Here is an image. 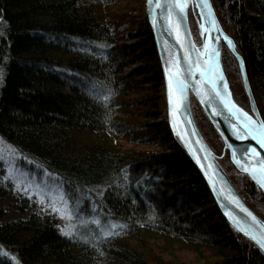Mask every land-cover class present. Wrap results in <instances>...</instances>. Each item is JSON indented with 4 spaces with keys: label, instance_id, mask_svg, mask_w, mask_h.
Wrapping results in <instances>:
<instances>
[{
    "label": "trees",
    "instance_id": "16d2710c",
    "mask_svg": "<svg viewBox=\"0 0 264 264\" xmlns=\"http://www.w3.org/2000/svg\"><path fill=\"white\" fill-rule=\"evenodd\" d=\"M210 1L244 60L264 121V0ZM116 2L0 0V143L11 147L13 161L11 172L0 159V200L18 205L13 217L0 205V264H169L147 262L133 246L142 232L195 241L212 254L206 264H264L259 247L221 214L166 110H155L165 83L146 12L137 21L131 12L112 21L105 12ZM188 17L199 45L191 9ZM221 59L233 100L250 113L237 61L224 45ZM85 81L101 94L110 89L107 102ZM143 84L149 88L140 101L128 98ZM190 103L218 164L264 220V194L231 164L192 94ZM108 134L162 150L134 154L95 139Z\"/></svg>",
    "mask_w": 264,
    "mask_h": 264
},
{
    "label": "water",
    "instance_id": "95a60500",
    "mask_svg": "<svg viewBox=\"0 0 264 264\" xmlns=\"http://www.w3.org/2000/svg\"><path fill=\"white\" fill-rule=\"evenodd\" d=\"M168 0H159V4L161 7L156 6V0L152 5L153 16L156 21H160L162 19L161 12L167 14V8L165 7ZM207 7L203 8V12L207 14L209 12V8L212 11V15H205L203 20H198V15H195L197 28L199 33V38L201 39V44L197 46L192 39L191 30L189 28V17L188 10L195 9L196 13H199L200 9L196 8V0H187V7L185 11V18L183 20L181 26V39L178 41L175 38V32L173 30L172 33H169L166 28L162 29L160 23H155L149 16V5L147 0H145V11L146 17L148 19L151 30L153 31V37L155 40L156 50L158 51L159 62L161 63V70L163 72V83H165V104H166V115L168 125L171 127L174 136L178 139L182 147H184L187 156L191 158L193 164L196 168H198L200 175L204 178L208 189L215 199L218 209L220 210L223 217L229 222V224L233 227L234 230H237L243 237L251 240L256 246L259 245L251 239L250 236L245 235L244 232L240 231V228H247L248 231H251L254 235L264 236V223H257L251 221V218L248 217L239 207L236 206L230 199V196L235 195L238 197V201L246 206L249 210H251L254 214L255 212L247 206V204L243 201V199L239 196L235 187L232 186L229 178L226 176L225 171L217 162V157L214 155L213 151L207 146L203 136L200 134V131L195 125L193 114H191V103H190V94L193 95L196 102H198L206 114L208 121L212 124L213 128L219 134L223 141L224 149L228 151V155L230 158L231 164L236 167V169L240 173H245L250 177L251 181L258 186V188L264 194V184L261 183L260 176L257 175L254 179L250 172L244 171L241 167H239L233 158L232 149L235 148L237 150V157L242 158L241 153L242 150L246 147V145H252L257 147V150L260 152L261 156L264 157V149H260L255 140H252L251 137L245 136L244 138H239L234 134V129L231 126L230 114L222 108L219 100L215 101L214 104L208 103V96L211 93V87L208 85L201 86L200 94L197 93L193 85H195V81L200 78V74L196 71L195 67H193V72L195 75L190 78V85L187 89V102L189 104V110L187 112L184 111L183 105L180 110L176 113L170 111V101H169V93H168V75L165 72V68L167 65L165 64V60L171 59L174 61L172 67L173 70H185L189 66V61L195 64L197 61L203 66L204 61L207 59L206 56L203 55L205 52L204 44H209L208 51L215 48L218 52V55L212 57V62L217 66L216 74L219 76H223L225 78V82L227 84V96L226 99L234 104L237 108L239 107L237 103L232 98V91H230L229 82L226 78L225 72L222 66V45L230 50L233 54L234 58L237 60L238 69H240L241 80L243 81V88L246 92L249 108L251 113L249 115L252 117L254 121L259 123L263 121L258 111L256 101H254L253 93L250 88L249 80L247 79L246 69L244 67V60L239 53H237L234 41L231 37H229L223 31V28L220 26L217 16L214 13L213 6H211V1L207 0ZM166 23V22H165ZM200 23H204L206 25V29H211V35L207 30L203 31L200 28ZM215 29H220V33L218 34ZM185 32L187 33L185 35ZM219 35V39L216 40L215 37ZM227 36L231 39L232 45H229L227 41L224 39V36ZM165 40L168 41L167 51L164 47ZM188 56L189 60H185V56ZM183 75L185 77L188 76L186 71H183ZM174 94L173 100H175ZM174 107V104L172 105ZM219 111L220 115H217L216 112ZM242 115V114H241ZM232 122L236 123L239 127L240 121L233 120ZM207 157V159H203V157ZM201 159V163H197V159ZM201 164H204L205 167H201ZM211 165V167H208ZM217 167L219 171H217ZM261 222H264L262 218H260L257 214H255ZM247 221V225L241 222ZM239 224V227L237 226ZM259 249L264 253V249Z\"/></svg>",
    "mask_w": 264,
    "mask_h": 264
},
{
    "label": "snow or ice",
    "instance_id": "6c2138e0",
    "mask_svg": "<svg viewBox=\"0 0 264 264\" xmlns=\"http://www.w3.org/2000/svg\"><path fill=\"white\" fill-rule=\"evenodd\" d=\"M147 3L149 5V16L154 21V27L155 23H160L162 26V29L166 28V30L169 33H172L173 30L175 32V38L179 41L181 39V26L183 23V20L185 18V11L187 7V0H168L165 7L167 8V14L165 15L164 12H161L162 19L160 21H156L155 17L153 16V10L152 5L154 3V0H147ZM156 6L159 8L161 7L159 4V0H156ZM207 0H196V8L200 9L199 13H194L195 15H198V20H203L205 18V15H212V11L209 8V12L205 14L203 12V8L207 7ZM166 22V23H165ZM200 28L203 31L207 30L209 34L211 35V29H206V25L204 23H200ZM215 31L219 34L220 29H215ZM187 33L185 32V35ZM216 40L219 39V35L215 37ZM224 39L227 41L229 45H232V41L229 37L226 35L224 36ZM164 47L167 51L168 47V41L165 40ZM209 44H204L205 52L203 53L204 56L207 57V59L204 61L203 66L197 61L195 64L189 61V66L187 69L183 70L186 71L188 76L185 77L183 75V71L177 69L173 70V63L174 61L171 59L165 60V64L167 67L165 68V72L168 75V93H169V101H170V111L173 113H176L180 110L181 106L183 105V109L185 112L189 110V104L187 102V89L190 85V78L195 75L193 72V67H195L196 71L199 72L200 78L195 81V85L193 87L197 91L198 94L201 92V86L202 85H208L211 87V93L209 94L207 100L209 104H214L215 101L219 100L221 103V106L223 109H225L232 118L230 120L231 126L234 129V134L239 138H244L245 136L251 137L252 140H255L257 142V145L260 149H264V121H260L257 123L252 119V117L249 115L248 112H246L243 108H237L234 104H232L230 101L226 99L227 96V84L225 82V78L223 76H219L216 74L217 72V66L212 62V57L218 55V52L215 48L211 49V51H208ZM185 60L188 61L189 58L186 55ZM88 87L91 93L94 95V97L102 101L103 103L107 102V97L111 95V90L108 89L104 94H101L96 87L95 83H91L88 81L84 82ZM178 93V95H175V100H173L174 94ZM174 104V107L172 105ZM217 115H220V112H216ZM242 114V115H241ZM233 120L240 121L239 127L236 123L232 122ZM232 155L235 160V163L241 167L244 171L250 172V174L255 179L257 175L260 176L261 183L264 184V157L261 156L260 152L257 150V147H254L252 145H246V147L242 150L241 156L242 158L237 157V150L235 148L232 149ZM203 159H207V157H203ZM3 161H0V164H2ZM197 163H201V159H197ZM201 167H205L204 164H201ZM208 167H211V165H208ZM46 171V170H45ZM217 171H219V168L217 167ZM52 175H55L54 173ZM25 187L21 188V191L25 190ZM39 187V185H37ZM26 195L32 196V192H26ZM230 199L234 204H236L237 207H239L248 217L251 218V221L257 222V223H264L261 222L260 219L246 206L241 204L238 201V197L235 195L230 196ZM61 216L64 215V212L59 213ZM242 223L247 225V221L241 220ZM239 227V224L237 225ZM59 228V226H57ZM113 229L117 227H125V225H117L113 223L111 225ZM61 233L64 235L71 236V232H66L64 229H60ZM240 231L244 232L245 235H248L251 237L253 241H255L260 248L264 249V236H257L254 235L251 231H248L247 228H240ZM103 235H107V233H104ZM13 260H15V257H12Z\"/></svg>",
    "mask_w": 264,
    "mask_h": 264
},
{
    "label": "rangeland",
    "instance_id": "374dc122",
    "mask_svg": "<svg viewBox=\"0 0 264 264\" xmlns=\"http://www.w3.org/2000/svg\"><path fill=\"white\" fill-rule=\"evenodd\" d=\"M106 10H107L105 12L106 15H108L109 19L112 21H117L118 15L129 13V12H131L130 16L133 17L132 19L134 21H137L138 17H140V15L144 13L145 8H143V0H118V2H116L115 4L107 6ZM194 13H196L195 9H193L192 11V17L195 16ZM194 20H195V25L197 28L196 17H194ZM196 34H197V37L199 38L198 28H197ZM191 35L193 39L194 35L192 33ZM200 44H201V39H200ZM138 65L139 64L132 65L130 68L125 69L124 73L131 71L133 67L135 66L137 67ZM135 87H137L139 90L137 92L132 91V93L129 94L128 98H131V99L135 98L136 100L138 99L140 101L141 100L140 97H143V94L147 92V89L149 87L146 84L138 85ZM156 96L158 99H157V106L155 110L159 114L164 116V113L166 110V104H165V94H164V91L162 90V87L160 88ZM257 104L258 102H256V105ZM141 105L142 106H140V109H144V110L147 109L145 108L146 106L145 104L144 105L141 104ZM149 111H152V110H149ZM144 120L146 119L145 118L141 119V121H144ZM111 138L112 137L109 134L102 135L100 137L99 136L95 137V139L103 140L104 142L108 143L112 147L114 146L115 148L120 149L121 151L127 150L130 152H133L134 154L135 153L147 154V153H154L156 151L162 150V147H160L159 145H153V144L151 145V144H147L146 142L145 143L144 142L133 143L125 139L124 140L122 139L112 140ZM10 148L11 147L9 145L2 146V144L0 143V159L3 161H7L8 169L9 171L12 172L13 161L9 158L10 157L9 155H12ZM14 201L11 199L0 200L1 206L11 208L8 210V217H13V216L18 215V213L16 212V210H18V207H17L18 205H16L17 203L15 204ZM139 234L140 235L138 236V239L133 240L132 243L134 247H140V251L146 257L145 259L147 262H151L154 260V261H159V262L163 261L169 264H172V263L206 264L213 259L210 251L205 247L204 248L201 247L195 241L192 242L189 240L180 239L174 235L156 234L153 232H149V233L142 232Z\"/></svg>",
    "mask_w": 264,
    "mask_h": 264
},
{
    "label": "bare ground",
    "instance_id": "6f19581e",
    "mask_svg": "<svg viewBox=\"0 0 264 264\" xmlns=\"http://www.w3.org/2000/svg\"><path fill=\"white\" fill-rule=\"evenodd\" d=\"M239 70H240V69H239ZM235 168H236V167H235ZM226 176H227V175H226ZM228 178H229V177H228ZM229 180H230V179H229ZM41 185H42V187H45V184H44V183H42Z\"/></svg>",
    "mask_w": 264,
    "mask_h": 264
}]
</instances>
